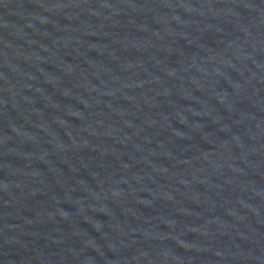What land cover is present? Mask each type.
Instances as JSON below:
<instances>
[{"label":"water","instance_id":"1","mask_svg":"<svg viewBox=\"0 0 264 264\" xmlns=\"http://www.w3.org/2000/svg\"><path fill=\"white\" fill-rule=\"evenodd\" d=\"M0 264H264V0H0Z\"/></svg>","mask_w":264,"mask_h":264}]
</instances>
